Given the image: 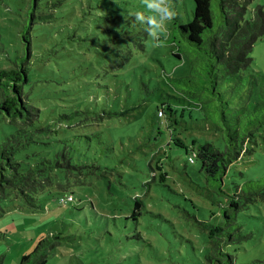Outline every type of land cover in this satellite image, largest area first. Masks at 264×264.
<instances>
[{
    "label": "rangeland",
    "instance_id": "374dc122",
    "mask_svg": "<svg viewBox=\"0 0 264 264\" xmlns=\"http://www.w3.org/2000/svg\"><path fill=\"white\" fill-rule=\"evenodd\" d=\"M43 3L41 14L56 15L29 30L31 80L24 93L38 110L23 133L30 144L21 155H33V162L51 161L49 172L65 189L46 188L55 196L41 200L33 194L34 205L17 189L0 194V264H21L40 240L46 264H200L209 245L200 238L206 231L195 218L212 222L210 213L223 199L206 198L210 191L199 162L190 164L185 149L170 145V139L173 130L185 134L188 146L195 138L200 143L218 135L198 129L205 123L189 116L201 120L200 111L185 108V100L175 99L166 81L167 75L189 74L190 65H182L188 56L180 60L173 55L187 45L171 41L177 26L193 18V0H173L178 16L169 23L161 47L153 46L146 26L132 15L146 11L141 0ZM258 5L264 7V0L251 6ZM30 14L26 0H0V67L24 56L23 30ZM107 46L117 57L125 58L128 50L132 56L114 69L110 56L102 55ZM251 56L252 69L264 74V36ZM162 103L179 111L180 124L184 119L193 128H158L161 121L170 123L157 116ZM134 106L136 117L116 114ZM4 122L0 120V137L7 144L16 129ZM248 167L241 164L238 170ZM162 172L168 179L157 184L155 176L159 181ZM246 177L236 174L227 182V192L235 194ZM68 193L75 201L60 203L59 197ZM135 197L145 204L138 217L133 216ZM250 227L248 238L234 242L230 252L237 264H264V221L256 219Z\"/></svg>",
    "mask_w": 264,
    "mask_h": 264
},
{
    "label": "trees",
    "instance_id": "16d2710c",
    "mask_svg": "<svg viewBox=\"0 0 264 264\" xmlns=\"http://www.w3.org/2000/svg\"><path fill=\"white\" fill-rule=\"evenodd\" d=\"M253 1L193 0V18L186 24L175 25L179 24L171 41L175 44L176 39L185 42L188 48L177 47L173 55L182 60L186 54L188 59L182 65H190L188 75L166 76L167 83L174 90V98L185 100V108L200 111L201 120L193 117L192 113L189 116L191 120L205 123L206 128L199 130L207 129L209 134L218 135L211 139L207 136L200 143L195 138L188 146L184 141L185 134L177 136L173 130L170 139V145L173 143L185 149L190 164L199 162V171L204 173L210 191L206 198L223 199L222 203L214 201L218 208L210 213L212 222H200L195 218L201 230L206 231L200 238L209 245L200 264H237L229 248L237 240L248 238L250 224H254L256 219L264 221V174H261L264 169V74L252 69L251 56L255 45L264 36V7L258 5L253 8ZM44 4L43 0H26L31 20L23 30V40L27 42L25 54L18 56L9 67H0V120L16 129L7 144L0 137V194L7 189H17L32 205L33 194L41 200L55 196L52 191L45 193L46 188L65 189V184L56 181L49 172L53 169L51 161L41 159L33 162V155H21V148L30 144L23 133L38 110L32 108L24 93L25 85L31 80L27 65L32 57L29 30L37 21L44 22L56 15L53 12L41 14ZM138 48L144 49L143 46ZM101 49L102 55L110 56L108 61H112L114 69L123 67L132 56L131 50L123 52L125 58H121L115 56L109 46ZM137 108L134 106L116 114L136 117L134 111ZM90 113L97 115L93 111ZM178 113L170 103H162L157 116L170 123L167 126L161 121L158 128L165 125L185 130L193 128L184 119L180 124ZM241 164H248V170H238ZM61 166L64 165L57 164V167ZM236 174L247 177L241 186H235V194H230L226 184ZM167 179L168 175L163 172L159 174V181L158 175L155 176L157 184H164ZM69 196L73 197L72 193L60 196V203L68 205L74 202L75 197L67 203L61 201ZM183 201H188V198L184 197ZM144 205L140 197H135L133 216H141ZM184 212L187 213L186 209ZM44 245V240H40L33 252L22 257L21 264H46Z\"/></svg>",
    "mask_w": 264,
    "mask_h": 264
},
{
    "label": "clouds",
    "instance_id": "9594fccd",
    "mask_svg": "<svg viewBox=\"0 0 264 264\" xmlns=\"http://www.w3.org/2000/svg\"><path fill=\"white\" fill-rule=\"evenodd\" d=\"M146 11H136L132 15L135 22L144 25L153 46H164L168 25L178 16L173 0H141Z\"/></svg>",
    "mask_w": 264,
    "mask_h": 264
},
{
    "label": "built area",
    "instance_id": "2783aa9c",
    "mask_svg": "<svg viewBox=\"0 0 264 264\" xmlns=\"http://www.w3.org/2000/svg\"><path fill=\"white\" fill-rule=\"evenodd\" d=\"M73 200V197L72 196H69L68 198H62L61 201L64 202V203H67L68 201H72Z\"/></svg>",
    "mask_w": 264,
    "mask_h": 264
},
{
    "label": "bare ground",
    "instance_id": "6f19581e",
    "mask_svg": "<svg viewBox=\"0 0 264 264\" xmlns=\"http://www.w3.org/2000/svg\"><path fill=\"white\" fill-rule=\"evenodd\" d=\"M74 197V196H73Z\"/></svg>",
    "mask_w": 264,
    "mask_h": 264
}]
</instances>
